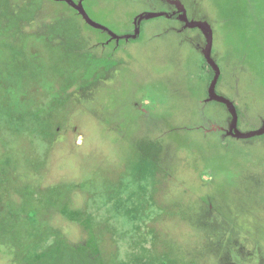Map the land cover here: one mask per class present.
I'll list each match as a JSON object with an SVG mask.
<instances>
[{"label": "rangeland", "instance_id": "1", "mask_svg": "<svg viewBox=\"0 0 264 264\" xmlns=\"http://www.w3.org/2000/svg\"><path fill=\"white\" fill-rule=\"evenodd\" d=\"M136 257L264 264V0H0V264Z\"/></svg>", "mask_w": 264, "mask_h": 264}, {"label": "trees", "instance_id": "2", "mask_svg": "<svg viewBox=\"0 0 264 264\" xmlns=\"http://www.w3.org/2000/svg\"><path fill=\"white\" fill-rule=\"evenodd\" d=\"M98 70H100V68H96V70L94 69V71H96V74H97ZM100 72L102 73V71H100ZM77 87H78V85H77ZM58 92L61 93L62 90L60 89ZM151 175H153V174H151ZM151 175H149V177L144 176V177L138 178L140 180L137 181V184L135 185L136 188L133 187L132 190L128 189L126 191V193H124L122 196H120V198H118L116 200L115 207H118V210L123 211L122 215L117 213V214H119V217L124 219V220H122V222L135 224L137 222V220L142 219V216L145 214L142 209L145 205V201L147 200V195H149L148 194L149 188L153 185L150 183L152 181V179L154 178ZM151 191L152 190H150V192ZM124 195H126V196L124 197ZM142 195H144V197H145L144 199L140 198ZM148 198H151V197H148ZM138 245H139V243H138ZM140 260H141V258L136 257L134 259L135 264H137ZM148 261L150 262L151 259H149Z\"/></svg>", "mask_w": 264, "mask_h": 264}]
</instances>
